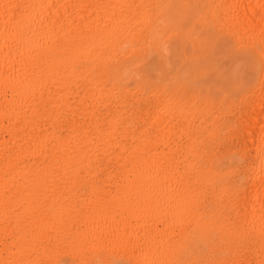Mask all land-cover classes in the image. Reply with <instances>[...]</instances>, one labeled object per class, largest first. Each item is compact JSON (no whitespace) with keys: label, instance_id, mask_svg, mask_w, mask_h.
Listing matches in <instances>:
<instances>
[{"label":"bare ground","instance_id":"6f19581e","mask_svg":"<svg viewBox=\"0 0 264 264\" xmlns=\"http://www.w3.org/2000/svg\"><path fill=\"white\" fill-rule=\"evenodd\" d=\"M0 264H264V0H0Z\"/></svg>","mask_w":264,"mask_h":264}]
</instances>
